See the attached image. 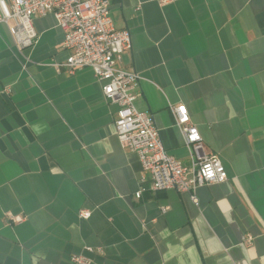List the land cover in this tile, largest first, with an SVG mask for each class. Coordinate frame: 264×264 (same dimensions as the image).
<instances>
[{"label":"crops","instance_id":"0c3cea01","mask_svg":"<svg viewBox=\"0 0 264 264\" xmlns=\"http://www.w3.org/2000/svg\"><path fill=\"white\" fill-rule=\"evenodd\" d=\"M110 15L130 34L120 65L139 76L135 108L167 155L191 161L182 105L227 180L136 199L117 107L90 69L53 66L67 57L55 19L33 20L26 50L0 23V264H264V0H111Z\"/></svg>","mask_w":264,"mask_h":264},{"label":"built area","instance_id":"2783aa9c","mask_svg":"<svg viewBox=\"0 0 264 264\" xmlns=\"http://www.w3.org/2000/svg\"><path fill=\"white\" fill-rule=\"evenodd\" d=\"M156 2L165 5L171 0ZM110 5L111 0H0V23L8 26L15 46L26 50L38 40L33 20L46 16L55 19L63 34L62 48L67 57L53 66L68 75L90 69L101 84L104 99L117 107L113 123L116 138L121 148L137 155L140 163L136 199L146 190L191 193L203 186L225 182L227 175L222 162L204 152L202 138L185 106H173L171 110L189 151L188 165L167 155L152 118L135 108L139 76L120 65L122 56L131 49V38L127 30L116 29ZM89 216L84 209L79 213L82 219ZM10 220L16 224L22 218L15 216ZM70 262L89 263L82 255L72 256Z\"/></svg>","mask_w":264,"mask_h":264}]
</instances>
